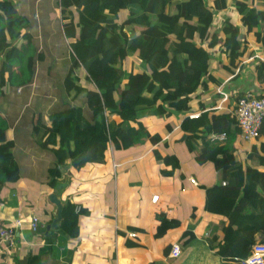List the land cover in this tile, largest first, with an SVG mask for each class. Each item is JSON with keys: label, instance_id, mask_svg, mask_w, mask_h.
Masks as SVG:
<instances>
[{"label": "trees", "instance_id": "16d2710c", "mask_svg": "<svg viewBox=\"0 0 264 264\" xmlns=\"http://www.w3.org/2000/svg\"><path fill=\"white\" fill-rule=\"evenodd\" d=\"M235 4L238 22L228 13V0H59L71 49L63 79L69 107L54 111L46 120L36 114L32 129L37 146L55 157L49 168V185L55 187L60 166L68 160L81 168L102 163L110 148H130L145 136L159 142L161 136L151 134L143 121L150 113L171 116L186 112L181 116V140L199 163L210 161L224 172L225 184L221 181L206 187L204 204L206 211L228 218V224L214 225L207 238L217 255L234 251L220 264H243L256 234L264 232V126L258 140L239 159V149L233 144L240 127L230 112L215 113L211 108L218 101L209 109L202 104L197 118L190 117L188 110L198 90L208 91L222 83L213 72L212 50H222L229 75L254 52L247 36L254 37L255 46L264 54V0ZM135 5L138 10L130 9L122 16ZM128 27L130 34L125 30ZM32 28L13 0H0V98L13 87H27L35 81L44 53ZM78 70L84 71L85 77ZM254 72L263 90L258 96H264V61L255 63ZM245 93L237 92L229 105ZM81 99L90 116L81 105L70 104ZM8 130V122L0 114L2 184L16 183L21 175ZM216 133H226L227 141H211V134ZM156 154L159 160L178 165L174 155ZM77 207L69 203L62 211L59 230L70 237L80 231ZM158 220V237L180 225L165 214H159ZM218 229L225 232L223 242L218 241ZM194 239L191 230L182 235L185 245Z\"/></svg>", "mask_w": 264, "mask_h": 264}, {"label": "crops", "instance_id": "0c3cea01", "mask_svg": "<svg viewBox=\"0 0 264 264\" xmlns=\"http://www.w3.org/2000/svg\"><path fill=\"white\" fill-rule=\"evenodd\" d=\"M13 2L18 11L30 20L35 42L43 51L44 59L37 64L35 81L27 86V95L23 94L24 87H13L0 98V114L8 122L7 139L14 142L13 154L21 173L16 183L2 184L0 199L6 205L0 207V224L17 219L25 223L12 242L0 239V264H29L30 261L31 264H116L118 256L126 257L130 264H220L223 258L233 256L232 250L220 256L208 246L207 238L213 226L223 221L228 224L224 215L204 209L206 187L221 181L224 183V172L210 161L199 163L196 154L181 140L184 111L171 116L149 114L143 119L151 134L161 136L157 143L145 136L130 148H110L102 163L75 168L68 160L60 166L56 188L65 203L64 208L71 203L82 209L78 211L80 231L78 236L70 237L59 228L52 232L58 234L60 244L51 241L52 232L46 234L45 226L54 219L57 208L49 198L55 189L49 185V168L55 164V157L34 142L33 117L40 114L46 120L54 111L69 107L64 86L59 95L52 97L49 95L51 86L45 89L38 84L40 76L49 74L51 64L48 61L56 59L54 51L58 45L68 44V41L58 9L59 0ZM224 15L226 13H221ZM236 15L238 22L239 15ZM247 39L252 41L254 37L247 36ZM254 49L262 52L253 42L251 50ZM214 50L216 53L211 58L213 72L222 83L213 85L208 91L198 90L197 97L190 102V114L200 112L202 104L209 109L212 102L219 103L218 88L227 92L230 99L240 91L263 93L255 77L256 62L247 64L241 70L240 78L232 80L222 50ZM235 102L227 104L233 108ZM70 104L81 105L85 114L91 115L84 100ZM182 143L186 145L188 154L181 156L176 145ZM242 144L238 137L233 144L239 149V159L245 157L252 143ZM156 152L163 156L174 155L178 165L159 160ZM190 178L196 179L198 185L191 183ZM154 196L158 198L153 200ZM159 214L179 220L180 225L158 237ZM34 215L41 220L38 232L29 228ZM188 230L194 233L195 239L185 245L182 235ZM130 233L137 235L130 236ZM217 234L218 241L223 242L225 232L218 229ZM257 241H264L263 231L256 234ZM175 242L182 247L178 258L170 256Z\"/></svg>", "mask_w": 264, "mask_h": 264}, {"label": "built area", "instance_id": "2783aa9c", "mask_svg": "<svg viewBox=\"0 0 264 264\" xmlns=\"http://www.w3.org/2000/svg\"><path fill=\"white\" fill-rule=\"evenodd\" d=\"M258 60L264 61V54L254 49L252 55L243 61V66L238 67L236 73L230 78L241 72V70L252 62ZM229 78V79H230ZM218 94L221 96V101L211 109L219 113V111L230 112L238 121L240 127V133L238 134V140L241 143L251 144L256 142L260 136L261 128L264 126V96H258L252 92H246L238 101L235 102L234 107L230 108L228 102L230 95L225 92L222 88L217 89ZM200 116V112L191 113L190 117L197 118ZM211 141L217 143H224L227 141L226 133L211 134ZM191 183L198 185V182L194 178H190ZM225 184V182H224ZM2 183L0 181V190ZM158 196H154L153 200L157 199ZM6 205L5 201L0 199V207ZM80 207L76 208V211H80ZM25 226V223L21 219L13 220L8 224H0V239L4 242H12L16 237L17 232ZM41 227V220L38 216L34 215L30 222L29 228L33 232H38ZM210 233V232H209ZM51 239L56 245L59 244V238L55 232H52ZM136 233H130V236H136ZM182 253V247L179 242H175L172 245L170 256L178 258ZM243 264H264V241H257L251 247V252L242 260ZM116 264H130L129 259L126 257H117Z\"/></svg>", "mask_w": 264, "mask_h": 264}, {"label": "rangeland", "instance_id": "374dc122", "mask_svg": "<svg viewBox=\"0 0 264 264\" xmlns=\"http://www.w3.org/2000/svg\"><path fill=\"white\" fill-rule=\"evenodd\" d=\"M229 2V13L234 17V20L237 21V15L234 12V10L236 9V2H247L250 3L251 0H228ZM58 9H60V6L58 7ZM138 10L139 6H130L129 9H127L125 12L122 13V16H124L129 10ZM226 15L223 16V18H225ZM121 20V18H120ZM130 28H126L125 30L128 31ZM130 34V31H128ZM254 40V39H253ZM252 40V41H253ZM247 41L249 43H253L251 41V39H247ZM252 47V45H251ZM70 52L71 49L69 48V45L67 43H65L64 45H58L57 49L54 51V56H55V60H50L48 61L50 65V67L48 68V72L49 74L47 76H40L39 80H38V84L40 88H45L47 89L48 86H51L52 88L50 89V93L49 95H51L52 97H55L56 95L60 94V90L63 89V79L65 77V75L67 74V70L70 66ZM213 54L215 55L216 50H212ZM140 65L142 67L146 66L144 65V63L142 61H139ZM215 64V63H214ZM58 66V67H57ZM250 69L247 70V72ZM78 73L82 76L85 77V73L84 71L82 72L81 70H78ZM31 87V86H30ZM24 95H27L28 93V87H24ZM55 91V92H54ZM59 103V102H58ZM152 113H150L151 115ZM245 145V143H243ZM242 144V145H243ZM243 145V146H244ZM176 151L182 156V154L187 153L188 154V150L186 148V145L184 143H182V145H176ZM52 167V166H51Z\"/></svg>", "mask_w": 264, "mask_h": 264}, {"label": "water", "instance_id": "95a60500", "mask_svg": "<svg viewBox=\"0 0 264 264\" xmlns=\"http://www.w3.org/2000/svg\"><path fill=\"white\" fill-rule=\"evenodd\" d=\"M25 32V29L23 30ZM50 200L57 205V208L54 211V219L46 224V234H50L52 231H57L59 229L60 223L62 221V211L65 203L60 199L58 189L55 186V189L49 196Z\"/></svg>", "mask_w": 264, "mask_h": 264}]
</instances>
